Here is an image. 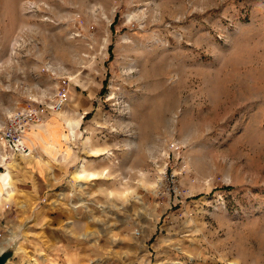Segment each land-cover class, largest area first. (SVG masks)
<instances>
[{
    "label": "rangeland",
    "instance_id": "obj_1",
    "mask_svg": "<svg viewBox=\"0 0 264 264\" xmlns=\"http://www.w3.org/2000/svg\"><path fill=\"white\" fill-rule=\"evenodd\" d=\"M61 91L55 155L0 143L6 264H264V0H0V129Z\"/></svg>",
    "mask_w": 264,
    "mask_h": 264
},
{
    "label": "bare ground",
    "instance_id": "obj_2",
    "mask_svg": "<svg viewBox=\"0 0 264 264\" xmlns=\"http://www.w3.org/2000/svg\"><path fill=\"white\" fill-rule=\"evenodd\" d=\"M39 3L40 2L30 3L28 6L29 11L32 12L30 8H33L35 4H37L35 5L37 7ZM18 41V38H15L13 40L11 54L15 53L17 49L16 47L18 46ZM55 113L56 114L52 116L46 117V119H44L39 125H31L29 127V129L25 133V142L28 145L30 151L28 154L20 155L23 159H29L33 157L31 152L36 145H38L47 154L51 156L55 155L57 151L56 149L58 147H62L63 144H67L70 136H75L80 119L72 116V114L67 110H60ZM70 152L71 147L67 145L63 157H69ZM94 153L97 156L101 155L98 150H95ZM5 157L6 156H2V160L6 161ZM108 160H111V158L108 157ZM4 165L8 169L9 166L15 167L19 164L16 162L15 156L12 155L10 157V160L8 162H5ZM106 173L107 172H104V170H88L87 160L85 159H82L74 170V175L76 176V178L79 180L82 179L84 181L99 179L102 175H105ZM11 187L12 180L10 171L7 170L5 173H0V201L1 198L8 199L11 196ZM11 235L7 237L4 242L10 240ZM2 248L3 245L0 246V251L2 250ZM83 250H85V247H83Z\"/></svg>",
    "mask_w": 264,
    "mask_h": 264
},
{
    "label": "built area",
    "instance_id": "obj_3",
    "mask_svg": "<svg viewBox=\"0 0 264 264\" xmlns=\"http://www.w3.org/2000/svg\"><path fill=\"white\" fill-rule=\"evenodd\" d=\"M65 92H59L55 99L47 104H38L31 108L12 113L0 129V143L5 151L14 154H28L30 149L25 142V133L31 125H39L43 115L59 111L67 102Z\"/></svg>",
    "mask_w": 264,
    "mask_h": 264
},
{
    "label": "water",
    "instance_id": "obj_4",
    "mask_svg": "<svg viewBox=\"0 0 264 264\" xmlns=\"http://www.w3.org/2000/svg\"><path fill=\"white\" fill-rule=\"evenodd\" d=\"M15 245H8L0 251V264H6L15 252Z\"/></svg>",
    "mask_w": 264,
    "mask_h": 264
},
{
    "label": "trees",
    "instance_id": "obj_5",
    "mask_svg": "<svg viewBox=\"0 0 264 264\" xmlns=\"http://www.w3.org/2000/svg\"><path fill=\"white\" fill-rule=\"evenodd\" d=\"M116 22V17H115V19H114V21H113V23H112V25H111V27L113 26V24Z\"/></svg>",
    "mask_w": 264,
    "mask_h": 264
},
{
    "label": "crops",
    "instance_id": "obj_6",
    "mask_svg": "<svg viewBox=\"0 0 264 264\" xmlns=\"http://www.w3.org/2000/svg\"><path fill=\"white\" fill-rule=\"evenodd\" d=\"M87 107H89V105H87Z\"/></svg>",
    "mask_w": 264,
    "mask_h": 264
}]
</instances>
